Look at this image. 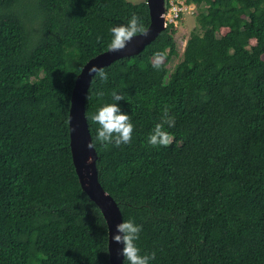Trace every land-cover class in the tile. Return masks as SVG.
<instances>
[{"label": "trees", "instance_id": "trees-1", "mask_svg": "<svg viewBox=\"0 0 264 264\" xmlns=\"http://www.w3.org/2000/svg\"><path fill=\"white\" fill-rule=\"evenodd\" d=\"M187 2L197 26L173 68L168 23L92 80L99 180L123 220L142 225L136 244L155 252L150 264H264V0ZM133 14L147 29L146 0H0V264H111L107 221L73 162L69 114L83 66ZM113 91L134 125L118 147L96 141L91 120ZM166 107L173 139L153 147L147 136Z\"/></svg>", "mask_w": 264, "mask_h": 264}, {"label": "water", "instance_id": "water-1", "mask_svg": "<svg viewBox=\"0 0 264 264\" xmlns=\"http://www.w3.org/2000/svg\"><path fill=\"white\" fill-rule=\"evenodd\" d=\"M146 1L151 22L145 32L136 34L122 50L110 51L108 49L91 58L77 76L71 97L69 127L72 158L83 190L98 205L107 221L111 264H124V258L120 255L123 245L111 239V236L116 232V225L122 222L123 216L118 203L105 190L99 180L96 148L88 147L93 140L86 116V100L94 78L88 74V69L94 64L103 69L116 60L141 53L167 28L166 0Z\"/></svg>", "mask_w": 264, "mask_h": 264}, {"label": "clouds", "instance_id": "clouds-1", "mask_svg": "<svg viewBox=\"0 0 264 264\" xmlns=\"http://www.w3.org/2000/svg\"><path fill=\"white\" fill-rule=\"evenodd\" d=\"M145 29L140 18L135 14L131 15L127 23L112 26L109 29L110 40L107 47L110 51H119L126 47L128 42L137 34L144 33ZM153 68L158 69L160 63L156 62ZM88 74L92 77H98L100 80L107 79V73L97 65H92L88 69ZM94 74V75H93ZM103 95V93H100ZM112 98L114 103H106L91 116V120L96 122L99 127L96 132V141L105 145L113 143L114 146L128 144L132 139L134 125L130 121L129 115L123 112L117 103L123 97L113 91ZM175 125V119L168 114L167 107L164 109L161 122L156 123L147 136V144L153 147H167L171 144L173 136L165 128H171ZM89 148L95 147V141L88 145ZM142 231V225L133 220H122L116 225V232L111 239L116 243L122 244L120 255L124 258V264H150L155 259V252L151 254H141L136 241Z\"/></svg>", "mask_w": 264, "mask_h": 264}, {"label": "rangeland", "instance_id": "rangeland-1", "mask_svg": "<svg viewBox=\"0 0 264 264\" xmlns=\"http://www.w3.org/2000/svg\"><path fill=\"white\" fill-rule=\"evenodd\" d=\"M134 3H138L144 0H129ZM192 4V3H190ZM194 5V4H193ZM195 6V5H194ZM197 9H194V12L192 14L185 12L183 16L176 20V43H177V49H178V55L173 57V59L169 63V67L173 68L176 63H178L182 59L183 49L185 46V42L188 39L190 32L197 26ZM174 18V14L167 8L165 12V19L166 21ZM226 32V29H222L220 34H224ZM159 61H164V58L160 57L158 59Z\"/></svg>", "mask_w": 264, "mask_h": 264}, {"label": "built area", "instance_id": "built-area-1", "mask_svg": "<svg viewBox=\"0 0 264 264\" xmlns=\"http://www.w3.org/2000/svg\"><path fill=\"white\" fill-rule=\"evenodd\" d=\"M169 2V10L174 14V18L167 20V23H173L175 26L177 25L176 20L180 19L185 12L192 14L196 5L194 6L193 3L190 4L187 0H168ZM197 9V8H196ZM167 10V9H166ZM186 45V42H185ZM185 49V46H184ZM183 49V51H184Z\"/></svg>", "mask_w": 264, "mask_h": 264}]
</instances>
